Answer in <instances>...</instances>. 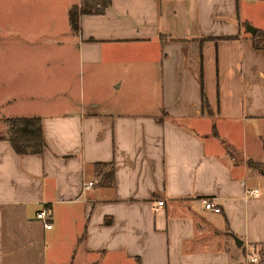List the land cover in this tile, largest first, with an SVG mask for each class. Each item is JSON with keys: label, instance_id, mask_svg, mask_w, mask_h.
Masks as SVG:
<instances>
[{"label": "crops", "instance_id": "obj_1", "mask_svg": "<svg viewBox=\"0 0 264 264\" xmlns=\"http://www.w3.org/2000/svg\"><path fill=\"white\" fill-rule=\"evenodd\" d=\"M245 24L240 0H110L101 15H80L77 69H56L57 90L49 70L30 69L26 98L1 99L42 107L20 117L41 119L44 149L17 156L0 141V264L264 255V52ZM43 206L49 230L35 218Z\"/></svg>", "mask_w": 264, "mask_h": 264}, {"label": "rangeland", "instance_id": "obj_2", "mask_svg": "<svg viewBox=\"0 0 264 264\" xmlns=\"http://www.w3.org/2000/svg\"><path fill=\"white\" fill-rule=\"evenodd\" d=\"M81 1L0 0V103L3 93L18 94L17 99L26 98L21 92L29 93V87L36 84L34 71L30 69L49 70L54 89L56 69H77L73 59L75 33L69 23V11L73 7L80 9ZM240 6L247 25L264 30L263 5L258 4L257 0H240ZM61 61H67L68 65L61 67ZM38 77L42 79L43 75H37ZM77 91L78 89V94ZM75 98L78 100V95ZM55 99H58V96H55ZM41 108L0 105V132L6 128V115L10 118L29 116L41 112ZM248 251L249 254L258 255L257 264H264V255L257 248ZM243 253L244 249L240 257L242 264Z\"/></svg>", "mask_w": 264, "mask_h": 264}, {"label": "trees", "instance_id": "obj_3", "mask_svg": "<svg viewBox=\"0 0 264 264\" xmlns=\"http://www.w3.org/2000/svg\"><path fill=\"white\" fill-rule=\"evenodd\" d=\"M110 5V0H82L81 7L77 10L73 7L69 11V23L72 31H78V18L80 15H101ZM246 26V24L244 25ZM253 47L257 51L264 52V33L257 30L251 36ZM202 94L203 108L207 109L206 99ZM6 132L0 135V141L9 142L13 152L17 156L24 155H40L44 149L42 138L41 119L39 117H15L5 120ZM213 136L217 134L213 131ZM99 176L100 186H109L111 184V171L104 172V167L98 166L95 168Z\"/></svg>", "mask_w": 264, "mask_h": 264}, {"label": "built area", "instance_id": "obj_4", "mask_svg": "<svg viewBox=\"0 0 264 264\" xmlns=\"http://www.w3.org/2000/svg\"><path fill=\"white\" fill-rule=\"evenodd\" d=\"M91 185L92 183H88L87 187ZM252 196H256V192L247 191L246 197H252ZM200 202L205 211L214 214L220 213L219 207L216 206V204L214 203V199H212L211 197H204L200 200ZM162 204L163 203L161 201L155 202V208L162 206ZM50 217H51L50 210L45 206H43L42 209L39 212H37L35 215L36 220L40 222L42 224V227L46 230H49L51 228V225L49 223ZM253 248L254 247H244V253H243L244 264H257L259 262V257L257 254L255 255L249 254L248 250L249 249L253 250Z\"/></svg>", "mask_w": 264, "mask_h": 264}, {"label": "water", "instance_id": "obj_5", "mask_svg": "<svg viewBox=\"0 0 264 264\" xmlns=\"http://www.w3.org/2000/svg\"><path fill=\"white\" fill-rule=\"evenodd\" d=\"M245 30L247 31V33H249L250 35H254L256 33V29H254L253 27L247 25L245 27ZM236 246L240 247L241 246V242L237 241V239H234Z\"/></svg>", "mask_w": 264, "mask_h": 264}]
</instances>
